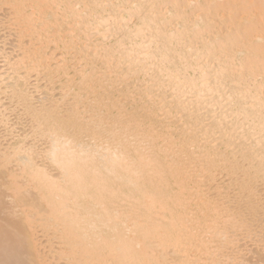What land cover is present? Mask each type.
<instances>
[{"label":"bare ground","instance_id":"bare-ground-1","mask_svg":"<svg viewBox=\"0 0 264 264\" xmlns=\"http://www.w3.org/2000/svg\"><path fill=\"white\" fill-rule=\"evenodd\" d=\"M1 5L14 39L0 47V167L18 173L0 182V264H220L246 237L264 243V0ZM50 118L115 135L49 142L33 167L26 136ZM61 166L62 180L39 171Z\"/></svg>","mask_w":264,"mask_h":264},{"label":"snow or ice","instance_id":"snow-or-ice-1","mask_svg":"<svg viewBox=\"0 0 264 264\" xmlns=\"http://www.w3.org/2000/svg\"><path fill=\"white\" fill-rule=\"evenodd\" d=\"M77 7H80V5H77ZM112 7H118V5H112ZM132 7L135 8L137 5H132ZM177 7H179V5H177ZM133 22H135V20L129 23L131 24ZM201 79L203 83L199 85L200 88L207 90V94L201 92V97L207 102L210 99L208 94L213 92V85L209 79L207 70L204 71ZM261 129L260 159L262 168H264V109H262ZM114 135L115 133L110 132L107 127H94L91 124L88 126H77L71 121H61L59 119L50 118L47 122L41 121L38 125L34 123L31 132L26 136V139L31 141L29 153L26 155H28L29 163L32 164L33 167H36L39 161H44L52 155L48 150L49 142L55 144L69 137L79 136L89 140L91 144L95 145L97 143H103L105 140L111 143ZM39 171L50 180L54 177L57 180H62L67 177V171L62 166L60 167V171L63 175L59 177L56 176L55 172H50L46 168H40ZM262 236H264V230H262ZM190 264H194V262H190ZM220 264H239V262L223 261L220 262Z\"/></svg>","mask_w":264,"mask_h":264},{"label":"rangeland","instance_id":"rangeland-1","mask_svg":"<svg viewBox=\"0 0 264 264\" xmlns=\"http://www.w3.org/2000/svg\"><path fill=\"white\" fill-rule=\"evenodd\" d=\"M36 9H38V8L36 7ZM8 12H9V9L5 5H1L0 6V18L1 17H5V15ZM55 13H60V12L58 10H55ZM133 20H134V18L130 19V21H133ZM130 21H128V24H130L129 23ZM2 22L3 23H0V47L5 50L6 48L10 47V45L12 44L14 36H13V32H12V27H11V25L8 24V21L4 20ZM135 22L131 23L130 25H134ZM42 42H47V40H42ZM57 47H60V42L57 43V44H52V43H48L47 45L43 44L42 48H40V49H42V51L49 52L52 48H57ZM58 52L59 51L56 50L55 52H53V54H56ZM41 53L42 52H38L37 51V54H41ZM13 56H14V54H11L9 57L13 58ZM0 65H2V64L0 63ZM3 70L4 69L0 70V72H2ZM3 114L6 115V116H4V119L8 121V124H13L15 122V117H14L15 115L14 114H13L14 116L12 115V113L10 114V112L9 113L6 112V113H3ZM14 125H13V131L15 133L12 135V137H10V140H9L10 141L9 143H11V144L14 141L16 142V138L20 135L21 129H24L22 126L20 127V124H16L15 126ZM6 129H7V127L5 125H1L0 126V136H2V135L6 136L9 133V132H7L8 129L7 130ZM22 131H24V130H22ZM12 163H14V162H12ZM10 164L8 163L6 166H3V168H1L2 166L0 167L1 168L0 169V182H3V181H5L8 178V177H5V174H6L7 171L11 172V171H15L16 170L15 173H18L17 167L15 168V163L13 164V170H12V164L11 165ZM48 167H47V169H48ZM50 168H49V171H53ZM17 178L19 179V181L22 180V178L20 179V177H17ZM0 190L1 191L3 190L1 192V194L2 193H4V195L8 194L7 191L5 189H3L2 186L0 187ZM36 236L37 237L41 236L40 238H38V241L43 243V244L40 245V248H38V250L40 249V250H42L44 252L46 251V253L50 252V250H55L56 247H54V243H52V242H54V240L52 242L51 241L49 242L50 247H51V243L53 244L52 247H51L53 249H50V247H49V250H48V246L49 245L46 242L44 243L45 238L41 234H39V232H38V234H36ZM243 240L244 241L241 240L242 241L241 244L243 245L241 247L242 249L239 251V254H238V257H237V261L239 262V264H241L242 262H244L245 264H264V243H262L263 241L259 242V240H255V238H252V239L249 240L247 237L244 238ZM51 264H67V263L65 261H63V260L52 259Z\"/></svg>","mask_w":264,"mask_h":264}]
</instances>
